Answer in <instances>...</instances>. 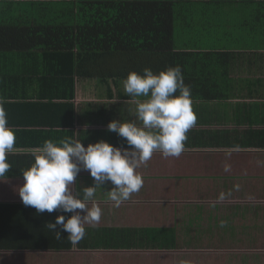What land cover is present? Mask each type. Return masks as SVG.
Instances as JSON below:
<instances>
[{"label": "crops", "instance_id": "crops-1", "mask_svg": "<svg viewBox=\"0 0 264 264\" xmlns=\"http://www.w3.org/2000/svg\"><path fill=\"white\" fill-rule=\"evenodd\" d=\"M11 1L0 0V18H21L24 4ZM176 14L170 46L164 47L169 50L156 57L232 53L236 59L222 83L225 96L191 97L196 123L184 151L167 158L154 153L138 169L143 187L130 200L114 207L106 192L113 185L105 182L96 193L101 218L85 225L76 245L67 232L57 240L46 226L57 215L67 219L73 213H37L22 203L20 170L48 139L75 136L85 147L100 140L128 147L107 127L113 120L135 119L124 78L77 81L74 94L67 87L54 95L48 86L43 99L7 94L0 100L16 135L8 155L12 168L0 178V264H264V1L194 0L181 3ZM16 60L13 73L24 75L22 57ZM93 183L87 170L75 181L77 188ZM235 254L239 259L231 258Z\"/></svg>", "mask_w": 264, "mask_h": 264}, {"label": "trees", "instance_id": "trees-1", "mask_svg": "<svg viewBox=\"0 0 264 264\" xmlns=\"http://www.w3.org/2000/svg\"><path fill=\"white\" fill-rule=\"evenodd\" d=\"M14 1L24 4L21 18H0V100L9 98L7 94L15 99H43L48 86L54 95L67 87L74 94L77 81L104 83L125 78L131 71L142 73L146 67L158 73L176 65L182 68L191 97L218 100L225 96L222 83L236 59L232 53L178 51L163 59L156 57L169 50L164 47L170 46L177 7L194 0ZM20 57L24 75L13 73Z\"/></svg>", "mask_w": 264, "mask_h": 264}, {"label": "clouds", "instance_id": "clouds-1", "mask_svg": "<svg viewBox=\"0 0 264 264\" xmlns=\"http://www.w3.org/2000/svg\"><path fill=\"white\" fill-rule=\"evenodd\" d=\"M121 83L130 97L129 114L135 119L113 120L107 127L128 147H116L104 140L85 147L75 136L48 139L32 152L30 166L20 170L24 182L18 194L26 207H33L37 213H73L67 219L57 215L54 222L47 223L57 240L63 231L71 244L79 243L86 235L85 225L101 218L97 190L110 181L113 187L106 192L114 207L130 200L143 187L138 169L156 152L165 158L180 156L187 133L196 123L191 90L179 65L158 73L147 67L142 73L131 71ZM15 143V130L8 126L7 114L0 106V178L12 168L8 155L15 151ZM81 170L90 173L92 186L76 187Z\"/></svg>", "mask_w": 264, "mask_h": 264}, {"label": "rangeland", "instance_id": "rangeland-1", "mask_svg": "<svg viewBox=\"0 0 264 264\" xmlns=\"http://www.w3.org/2000/svg\"><path fill=\"white\" fill-rule=\"evenodd\" d=\"M247 4H253V2L252 3H247ZM232 20H236V19H234V18H232ZM191 40V37L189 38V41ZM239 257H240V255H238V254H235V255H231V258L232 259H239ZM19 260L20 261H22V259L21 258H19Z\"/></svg>", "mask_w": 264, "mask_h": 264}]
</instances>
